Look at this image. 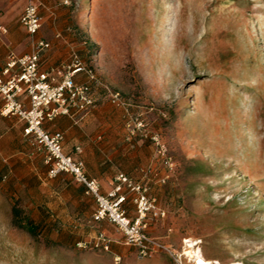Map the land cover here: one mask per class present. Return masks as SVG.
<instances>
[{"label": "rangeland", "instance_id": "374dc122", "mask_svg": "<svg viewBox=\"0 0 264 264\" xmlns=\"http://www.w3.org/2000/svg\"><path fill=\"white\" fill-rule=\"evenodd\" d=\"M53 2L92 42L78 55L95 103L73 136L87 173L146 188L148 232L166 248L141 256L93 219L72 174L50 176L35 146L12 142L0 156V264H196L190 244L220 264H264V0ZM123 192L136 218L139 192Z\"/></svg>", "mask_w": 264, "mask_h": 264}, {"label": "built area", "instance_id": "2783aa9c", "mask_svg": "<svg viewBox=\"0 0 264 264\" xmlns=\"http://www.w3.org/2000/svg\"><path fill=\"white\" fill-rule=\"evenodd\" d=\"M40 5L37 0H30L24 9L20 22L33 38L42 26ZM33 51L23 56L11 55L2 74L10 75L16 69L19 72L11 75L6 82H0V96L3 106L0 109L2 116H17L27 123L24 133L33 136L36 144L45 150V160L49 164V175L57 176L61 172L70 173L75 180L86 187L97 203L93 219L96 222L108 221L116 225L123 233L126 243L135 246L141 256H151L166 248L164 244L153 238L148 232L147 214L155 208L144 188L133 184L130 177L119 173L114 188L104 193L99 182L90 178L82 160H76L63 150L64 135L61 132H48L44 128L45 122H50L60 115L76 117L86 112L95 103L92 95L91 82L95 80L92 70H89L78 53H74L72 61L65 64L60 70L44 71L40 68V51L49 47L45 40L34 39ZM84 72L88 76L85 83H77L75 77ZM60 80L57 81V77ZM26 93L29 107L19 101V96ZM112 101L121 104L119 92L111 94ZM80 151V148H78ZM123 186H128L139 192L136 197L139 215L130 218L124 209L127 196ZM108 247V246H107Z\"/></svg>", "mask_w": 264, "mask_h": 264}, {"label": "crops", "instance_id": "0c3cea01", "mask_svg": "<svg viewBox=\"0 0 264 264\" xmlns=\"http://www.w3.org/2000/svg\"><path fill=\"white\" fill-rule=\"evenodd\" d=\"M29 2L30 0H0V82H6L11 75L19 72V69H16L10 75L2 74V70L11 55L23 56L33 51L34 39L45 40L49 43L48 48L40 51V68L44 71H53V73L60 70L65 64L70 63L74 53L82 52L83 50L91 51L92 49L89 33L86 30L77 32L76 29L71 27L63 14L57 9L53 0H37V3L40 5L42 26L34 38L30 36L25 26L20 22V17ZM54 75L56 76L57 74ZM56 77L57 81H59L60 77ZM84 80V72L77 74L75 77L77 83ZM19 101L25 107H29V99L26 93H22L19 96ZM2 106L3 100L0 96V109ZM77 123L78 119L60 115L53 121L45 122L44 128L51 133H63L64 152L74 159L84 162L80 157L82 151L81 149L80 151L78 150L77 141H73ZM26 126L27 123L17 116L0 115V156L7 157L11 154L9 152L12 148L9 146L12 145V142L14 143V147H20L25 142L26 146L28 144L35 146L34 148L29 147V149H26L30 157L33 158L42 154L45 160V150L36 144L33 136L25 135L24 129ZM12 152L16 154V152H20V149L14 148ZM47 165L50 169L49 164ZM87 175L99 182L101 190L104 193L111 191L115 186L112 177L102 176L100 170L92 173L89 171ZM81 185L85 194L96 203L95 198L87 193L86 187L83 184ZM96 207L97 203L93 213Z\"/></svg>", "mask_w": 264, "mask_h": 264}, {"label": "bare ground", "instance_id": "6f19581e", "mask_svg": "<svg viewBox=\"0 0 264 264\" xmlns=\"http://www.w3.org/2000/svg\"><path fill=\"white\" fill-rule=\"evenodd\" d=\"M196 245L190 244L189 247L190 249H187V254L188 256L191 257V259H195L196 264H220L219 262H213L210 259H206L203 254L201 253L200 247H195ZM188 247V248H189ZM227 264H242L241 262H229Z\"/></svg>", "mask_w": 264, "mask_h": 264}, {"label": "trees", "instance_id": "16d2710c", "mask_svg": "<svg viewBox=\"0 0 264 264\" xmlns=\"http://www.w3.org/2000/svg\"><path fill=\"white\" fill-rule=\"evenodd\" d=\"M16 211H17V210H16ZM18 223H19V226H20V227L25 228V229H27L28 231H30V232H32V233L34 232V231H33V227H32L31 224L29 225L28 223L22 222L21 220H19Z\"/></svg>", "mask_w": 264, "mask_h": 264}, {"label": "snow or ice", "instance_id": "6c2138e0", "mask_svg": "<svg viewBox=\"0 0 264 264\" xmlns=\"http://www.w3.org/2000/svg\"><path fill=\"white\" fill-rule=\"evenodd\" d=\"M201 264H202V262H201Z\"/></svg>", "mask_w": 264, "mask_h": 264}]
</instances>
